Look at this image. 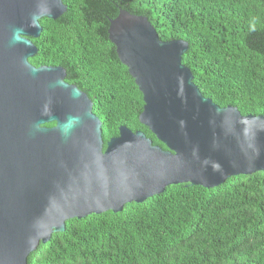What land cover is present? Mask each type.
<instances>
[{"label": "water", "instance_id": "95a60500", "mask_svg": "<svg viewBox=\"0 0 264 264\" xmlns=\"http://www.w3.org/2000/svg\"><path fill=\"white\" fill-rule=\"evenodd\" d=\"M66 9L63 0H0V264H27L70 218L264 170V115L204 96L182 62L188 42L161 39L126 9L110 19L109 39L143 94L140 122L166 148L126 125L105 143L93 100L66 69L29 60L40 20Z\"/></svg>", "mask_w": 264, "mask_h": 264}, {"label": "trees", "instance_id": "16d2710c", "mask_svg": "<svg viewBox=\"0 0 264 264\" xmlns=\"http://www.w3.org/2000/svg\"><path fill=\"white\" fill-rule=\"evenodd\" d=\"M63 2L61 16L40 20L29 60L66 69L65 79L93 100L105 143L126 125L166 148L140 122L143 94L109 39L120 9L146 15L163 40L188 42L182 62L204 96L264 115V0ZM27 264H264V170L216 187L172 184L120 211L70 218Z\"/></svg>", "mask_w": 264, "mask_h": 264}, {"label": "flooded vegetation", "instance_id": "af4514ba", "mask_svg": "<svg viewBox=\"0 0 264 264\" xmlns=\"http://www.w3.org/2000/svg\"><path fill=\"white\" fill-rule=\"evenodd\" d=\"M109 138H110V137H109ZM109 138H108V139H109ZM108 139H107L106 141H108Z\"/></svg>", "mask_w": 264, "mask_h": 264}]
</instances>
